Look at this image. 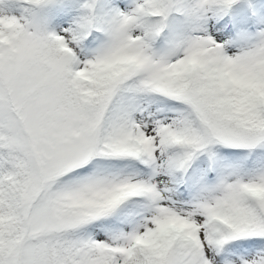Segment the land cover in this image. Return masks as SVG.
<instances>
[{"label":"snow or ice","instance_id":"obj_1","mask_svg":"<svg viewBox=\"0 0 264 264\" xmlns=\"http://www.w3.org/2000/svg\"><path fill=\"white\" fill-rule=\"evenodd\" d=\"M0 264H264V0H0Z\"/></svg>","mask_w":264,"mask_h":264}]
</instances>
